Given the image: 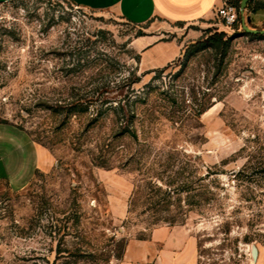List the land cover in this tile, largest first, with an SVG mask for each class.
I'll use <instances>...</instances> for the list:
<instances>
[{
    "label": "rangeland",
    "instance_id": "1",
    "mask_svg": "<svg viewBox=\"0 0 264 264\" xmlns=\"http://www.w3.org/2000/svg\"><path fill=\"white\" fill-rule=\"evenodd\" d=\"M259 6L230 28L176 25L194 35L182 57L144 71L147 27L115 10L0 3V125L41 151L29 182L0 181V264H123L142 242L159 259L170 231L198 264H264V35L246 30H264Z\"/></svg>",
    "mask_w": 264,
    "mask_h": 264
},
{
    "label": "crops",
    "instance_id": "2",
    "mask_svg": "<svg viewBox=\"0 0 264 264\" xmlns=\"http://www.w3.org/2000/svg\"><path fill=\"white\" fill-rule=\"evenodd\" d=\"M12 0H0V3ZM77 5L98 11L115 10L138 26H146L145 34L133 42L144 71L161 70L179 60L192 33H179L176 25L191 26L211 21L222 0H72ZM41 161V151L31 139L14 128L0 125V181L9 180L15 186L29 182ZM164 251L159 259H149L148 242L131 243L123 264H198L196 241L187 247L178 232L170 231L164 239ZM142 263V264H143Z\"/></svg>",
    "mask_w": 264,
    "mask_h": 264
},
{
    "label": "built area",
    "instance_id": "3",
    "mask_svg": "<svg viewBox=\"0 0 264 264\" xmlns=\"http://www.w3.org/2000/svg\"><path fill=\"white\" fill-rule=\"evenodd\" d=\"M242 1L243 0H222L221 7L218 8L215 13L216 18L229 28L235 26L239 22L242 14Z\"/></svg>",
    "mask_w": 264,
    "mask_h": 264
},
{
    "label": "trees",
    "instance_id": "4",
    "mask_svg": "<svg viewBox=\"0 0 264 264\" xmlns=\"http://www.w3.org/2000/svg\"><path fill=\"white\" fill-rule=\"evenodd\" d=\"M264 9V6H259L257 7L256 9H254L253 11L256 13L258 10H262ZM250 35H254L253 33H249ZM259 35V34H257ZM143 35H140L139 37H141ZM225 38V35L224 34H216L214 36H212L211 38L208 39L207 43L210 44L211 46L213 47H217L219 48L220 46H223V45H227L228 42L224 40ZM136 134H134V137L136 138ZM247 242H250L252 240H249V239H246Z\"/></svg>",
    "mask_w": 264,
    "mask_h": 264
},
{
    "label": "water",
    "instance_id": "5",
    "mask_svg": "<svg viewBox=\"0 0 264 264\" xmlns=\"http://www.w3.org/2000/svg\"><path fill=\"white\" fill-rule=\"evenodd\" d=\"M253 0H243L242 1V5H241V8H242V14L245 13V10L247 9L248 7V4L249 2H251ZM248 23L250 24L251 23V17H248ZM246 30L250 33H253V34H262L264 35V30L263 31H258V30H250L249 28L246 27ZM252 255H253V258L255 259V261L258 260L259 258V249L256 245H254L252 247Z\"/></svg>",
    "mask_w": 264,
    "mask_h": 264
}]
</instances>
